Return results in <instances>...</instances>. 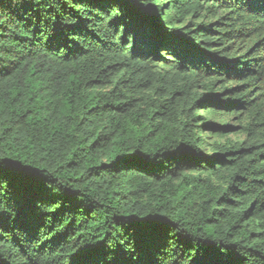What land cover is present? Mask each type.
<instances>
[{
  "label": "trees",
  "instance_id": "trees-1",
  "mask_svg": "<svg viewBox=\"0 0 264 264\" xmlns=\"http://www.w3.org/2000/svg\"><path fill=\"white\" fill-rule=\"evenodd\" d=\"M0 264H264V0H0Z\"/></svg>",
  "mask_w": 264,
  "mask_h": 264
}]
</instances>
